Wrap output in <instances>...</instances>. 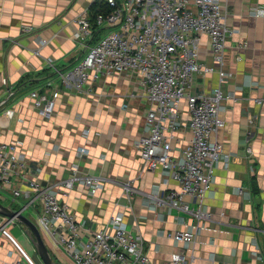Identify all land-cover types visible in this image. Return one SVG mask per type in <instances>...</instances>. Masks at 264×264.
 Returning a JSON list of instances; mask_svg holds the SVG:
<instances>
[{
	"label": "crops",
	"instance_id": "obj_1",
	"mask_svg": "<svg viewBox=\"0 0 264 264\" xmlns=\"http://www.w3.org/2000/svg\"><path fill=\"white\" fill-rule=\"evenodd\" d=\"M89 1L0 0V142L17 143L20 159L0 196L11 207L27 205L23 215L35 223L41 201L33 185L48 189L73 215L79 242L98 230L112 233V219L121 216L126 231L142 239L153 264L179 254L197 264H264V104L255 102L264 97V15L256 14L264 0H226L232 34L221 83L209 38L202 35L198 42V63L213 71H198L186 95L210 94L220 86L225 97L219 105L223 125L212 139L221 143L222 153L200 219L193 215L196 200L183 197L187 212L166 202L178 183L166 171L145 170L138 156L135 143L145 133L150 104L137 75L104 76L85 85L83 93L62 84L60 74L69 73L85 53L73 34L78 17L92 7L94 0ZM52 90L59 94L45 119L29 94ZM181 104L171 144L177 162L191 139L186 103ZM73 176L92 178L96 193L80 180L64 188ZM14 190L19 197H13ZM0 225V264L16 259L43 264L24 227L1 215ZM176 231L193 232L194 239L176 242L170 237ZM42 238L55 264H73L53 239Z\"/></svg>",
	"mask_w": 264,
	"mask_h": 264
},
{
	"label": "built area",
	"instance_id": "obj_2",
	"mask_svg": "<svg viewBox=\"0 0 264 264\" xmlns=\"http://www.w3.org/2000/svg\"><path fill=\"white\" fill-rule=\"evenodd\" d=\"M104 8L84 11L76 20L78 29L73 38L85 49L84 55L69 73L60 74L65 87L85 92L84 86L119 73L139 77L144 97L150 104L145 116V133L135 147L147 171H166L179 185L171 191L166 202L172 207L189 211L183 204L187 196L197 201L193 212L196 219L204 217L200 210L211 189L215 164L220 160L222 145L212 140L222 127L219 105L225 97L220 86L210 94L186 95L193 76L200 70L211 73L213 68L198 63V42L202 35L209 38L212 58L223 81V54L232 34L225 19L226 0H101ZM264 15V9L256 12ZM31 29H24L30 33ZM95 41L92 43V41ZM90 41V42H89ZM46 42L42 41L41 45ZM87 43V45H86ZM53 67L52 63H48ZM77 78L76 82L70 80ZM5 80L2 85H5ZM48 87L50 83H46ZM59 92L32 91L29 97L40 116L49 119ZM186 103L191 139L181 152V161L171 155L172 141L180 123V105ZM256 104H264V97ZM8 115L11 111L7 112ZM85 154L86 149H80ZM20 165L17 143L0 142V188L10 184ZM94 195L98 187L90 177L72 178L63 183L71 189L76 181ZM41 201L37 221L40 234L55 241L73 264H153L143 250L142 239L131 235L122 225V217L112 219V233L98 230L84 242H79L78 225L67 207L46 188L33 185ZM238 188V194H243ZM14 198L20 196L12 191ZM27 204L32 203L24 195ZM26 206L23 207V211ZM7 223L13 221H6ZM4 226L0 225V229ZM193 232L176 231L170 237L176 242H190ZM7 264H27L16 259ZM162 264H197L184 255H174Z\"/></svg>",
	"mask_w": 264,
	"mask_h": 264
},
{
	"label": "water",
	"instance_id": "obj_3",
	"mask_svg": "<svg viewBox=\"0 0 264 264\" xmlns=\"http://www.w3.org/2000/svg\"><path fill=\"white\" fill-rule=\"evenodd\" d=\"M0 215L5 217L6 221H15L26 229L43 264H55L38 228L23 215V207L15 209L10 205L5 206L0 203Z\"/></svg>",
	"mask_w": 264,
	"mask_h": 264
},
{
	"label": "rangeland",
	"instance_id": "obj_4",
	"mask_svg": "<svg viewBox=\"0 0 264 264\" xmlns=\"http://www.w3.org/2000/svg\"><path fill=\"white\" fill-rule=\"evenodd\" d=\"M91 1H92V0L89 1V5L91 4ZM97 3H98V5L100 6L101 0H98ZM89 5H88V6H89ZM180 109L182 110V104L180 105ZM0 203H1L2 205L5 204V206H6V205L8 204V201L5 200V199H3V198L0 196ZM13 208L17 209L16 206H13Z\"/></svg>",
	"mask_w": 264,
	"mask_h": 264
},
{
	"label": "trees",
	"instance_id": "obj_5",
	"mask_svg": "<svg viewBox=\"0 0 264 264\" xmlns=\"http://www.w3.org/2000/svg\"><path fill=\"white\" fill-rule=\"evenodd\" d=\"M98 0H94L92 3V7H90L92 10H99V9H103L104 6L102 4V2L100 3V6L98 5Z\"/></svg>",
	"mask_w": 264,
	"mask_h": 264
}]
</instances>
